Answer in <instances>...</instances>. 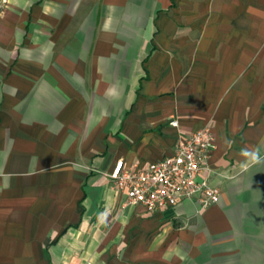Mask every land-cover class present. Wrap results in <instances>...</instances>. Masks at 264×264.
<instances>
[{
    "label": "crops",
    "instance_id": "1",
    "mask_svg": "<svg viewBox=\"0 0 264 264\" xmlns=\"http://www.w3.org/2000/svg\"><path fill=\"white\" fill-rule=\"evenodd\" d=\"M204 126L218 204L124 205L118 160L142 168ZM245 147L264 155V0L0 8V264H264Z\"/></svg>",
    "mask_w": 264,
    "mask_h": 264
},
{
    "label": "built area",
    "instance_id": "2",
    "mask_svg": "<svg viewBox=\"0 0 264 264\" xmlns=\"http://www.w3.org/2000/svg\"><path fill=\"white\" fill-rule=\"evenodd\" d=\"M4 4L1 0L0 8ZM170 124L177 126L175 121ZM214 149L211 127L204 126L181 138L171 156L142 168L126 169L118 160L108 177L127 206H142L154 213L181 200L195 199L200 209H206L220 200L218 188L209 181L208 160Z\"/></svg>",
    "mask_w": 264,
    "mask_h": 264
},
{
    "label": "clouds",
    "instance_id": "3",
    "mask_svg": "<svg viewBox=\"0 0 264 264\" xmlns=\"http://www.w3.org/2000/svg\"><path fill=\"white\" fill-rule=\"evenodd\" d=\"M227 143L231 144L232 142L227 141ZM240 155L244 159L243 166L245 168L264 163V155L261 154L259 148H242Z\"/></svg>",
    "mask_w": 264,
    "mask_h": 264
}]
</instances>
